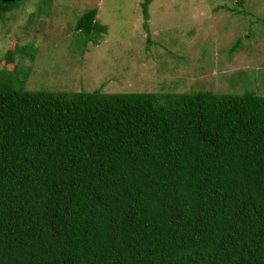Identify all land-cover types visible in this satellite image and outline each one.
I'll return each mask as SVG.
<instances>
[{
  "label": "trees",
  "instance_id": "16d2710c",
  "mask_svg": "<svg viewBox=\"0 0 264 264\" xmlns=\"http://www.w3.org/2000/svg\"><path fill=\"white\" fill-rule=\"evenodd\" d=\"M30 1L0 0V20ZM75 31L86 48L107 29L93 9ZM18 50L0 70V264H264L255 83L245 76L239 95L31 92Z\"/></svg>",
  "mask_w": 264,
  "mask_h": 264
},
{
  "label": "rangeland",
  "instance_id": "374dc122",
  "mask_svg": "<svg viewBox=\"0 0 264 264\" xmlns=\"http://www.w3.org/2000/svg\"><path fill=\"white\" fill-rule=\"evenodd\" d=\"M145 1L31 0L0 20V70L17 45L31 92L239 95L247 79L264 95V0H152L148 30ZM93 9L107 32L85 48L75 25Z\"/></svg>",
  "mask_w": 264,
  "mask_h": 264
}]
</instances>
